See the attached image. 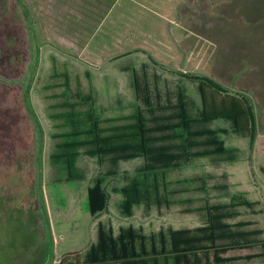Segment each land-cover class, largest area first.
Masks as SVG:
<instances>
[{
	"label": "rangeland",
	"instance_id": "1",
	"mask_svg": "<svg viewBox=\"0 0 264 264\" xmlns=\"http://www.w3.org/2000/svg\"><path fill=\"white\" fill-rule=\"evenodd\" d=\"M185 72L251 98L252 144L218 119L207 126L228 129L220 137L234 149L230 159L195 157L147 172L139 155L115 163L88 153L95 121L107 128L99 120L136 106L149 116L135 79L164 113L182 88L197 116L200 97ZM99 175L120 188L110 190L109 209L93 212L87 187ZM234 193L259 203L237 208L230 221H253L247 227L264 238V0H0V264H51L85 251L104 222L146 235L205 225L210 206ZM115 208L114 222L107 213Z\"/></svg>",
	"mask_w": 264,
	"mask_h": 264
},
{
	"label": "trees",
	"instance_id": "2",
	"mask_svg": "<svg viewBox=\"0 0 264 264\" xmlns=\"http://www.w3.org/2000/svg\"><path fill=\"white\" fill-rule=\"evenodd\" d=\"M149 59L156 63L151 56ZM179 75L196 83L200 97L197 116L189 113L182 88L177 91V102L167 105L173 111L164 113L165 106H153L147 85L139 87L135 79L136 96L138 99L141 97L147 105L149 116L140 106H136L130 113L99 120L110 123L107 128L98 127V121H95V129L92 130L94 124L89 129V133L94 135L91 141L94 149L88 153H95L98 157L109 154L114 156L112 161L115 163L119 158L139 155L144 159L142 169L147 172L178 168L195 157L215 155L230 159L234 149L226 146L220 137V134L228 133V129L207 126V123L218 119L228 121L231 132L248 137L250 144L254 142L256 116L250 97L229 91L207 75L187 72ZM64 77L67 85V73ZM26 110L35 124L33 112L28 106ZM158 111L161 112L155 114ZM121 120L124 122H117ZM105 130L108 133H104ZM102 178L100 175L95 177V183L87 190L89 208L93 212L107 204L108 193L102 187ZM102 180L105 181L104 178ZM257 203L243 193L231 194L228 202L210 206L208 223L205 225L177 228L166 234L146 235L141 230L124 228L114 237L110 228L108 232L99 228L98 243L91 248L89 262L105 264L118 260V264H239V261H243V264H264V238L258 237L262 229L247 227L253 224L250 220L230 221L238 214L237 208L254 211ZM126 204L123 205L124 209L127 208ZM257 244L263 251L250 252L251 246ZM72 254L62 256L60 264L68 263L67 258ZM73 256L70 264L82 262L78 253ZM255 258H258V262H251Z\"/></svg>",
	"mask_w": 264,
	"mask_h": 264
},
{
	"label": "crops",
	"instance_id": "3",
	"mask_svg": "<svg viewBox=\"0 0 264 264\" xmlns=\"http://www.w3.org/2000/svg\"><path fill=\"white\" fill-rule=\"evenodd\" d=\"M215 156V155H214ZM184 165V164H183ZM182 165V166H183ZM181 167V166H180ZM109 182L110 181H105L104 182V184H105V186H106V188H107V192H108V197H109V201H110V196H109V194L111 193V191L112 192H114V193H118L119 194V188H120V185H119V183H116V184H110V186H109ZM91 185V184H90ZM89 185V186H90ZM88 186V187H89ZM88 187H87V189H88ZM109 190V191H108ZM111 190V191H110ZM111 195V194H110ZM87 198H88V196H87ZM109 201H108V204H107V209H109ZM116 206L117 205H119V201L117 200L116 202ZM116 209V211H114V213L112 212L111 214H110V212L109 213H107V216L108 217H110L114 222H115V220L116 221H119L121 218H120V216H121V211H119L118 210V208H115ZM100 222V221H99ZM98 222V223H99ZM102 225H104V227L105 228H103L105 231H107L108 232V230H107V227H108V223L107 222H104ZM110 226V225H109ZM111 229V228H110ZM119 232H120V230H114V229H111V233H112V236H114V237H116L118 234H119ZM97 243H98V232H97V234H96V237L94 238V240H92L91 241V243L89 244V246L85 249V251H81V250H73L72 252L71 251H69V252H65L64 254H62L61 256H60V258L62 257V256H64V255H66V254H68L69 253V255H71L72 253L73 254H76V253H78V256H81V257H83V255H84V257H83V259L84 260H81L82 262L80 263V264H95L96 262H89V258H88V256H89V254H90V252H91V248H93V247H95L96 245H97ZM79 251H81V253L79 252ZM85 253V254H84ZM73 254H72V256L70 257L69 256V258H67L68 259V263H66V264H70V262H72L73 261V258H74V256H73ZM54 259V258H53ZM72 259V260H71ZM81 259V258H80ZM118 260H115V261H107L105 264H118ZM97 264V263H96Z\"/></svg>",
	"mask_w": 264,
	"mask_h": 264
},
{
	"label": "built area",
	"instance_id": "4",
	"mask_svg": "<svg viewBox=\"0 0 264 264\" xmlns=\"http://www.w3.org/2000/svg\"><path fill=\"white\" fill-rule=\"evenodd\" d=\"M61 263V258L53 259L51 264H60Z\"/></svg>",
	"mask_w": 264,
	"mask_h": 264
}]
</instances>
